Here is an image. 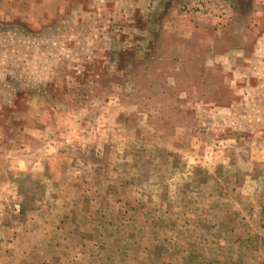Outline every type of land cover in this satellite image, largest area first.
I'll use <instances>...</instances> for the list:
<instances>
[{"label": "rangeland", "instance_id": "1", "mask_svg": "<svg viewBox=\"0 0 264 264\" xmlns=\"http://www.w3.org/2000/svg\"><path fill=\"white\" fill-rule=\"evenodd\" d=\"M0 264H264V0H0Z\"/></svg>", "mask_w": 264, "mask_h": 264}]
</instances>
